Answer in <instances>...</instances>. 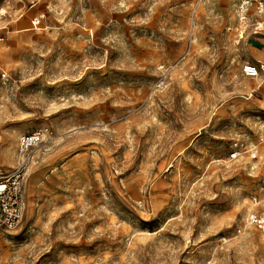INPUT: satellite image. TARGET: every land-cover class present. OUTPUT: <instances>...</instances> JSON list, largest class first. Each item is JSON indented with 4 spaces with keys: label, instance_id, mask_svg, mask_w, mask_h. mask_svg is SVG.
I'll use <instances>...</instances> for the list:
<instances>
[{
    "label": "rangeland",
    "instance_id": "1",
    "mask_svg": "<svg viewBox=\"0 0 264 264\" xmlns=\"http://www.w3.org/2000/svg\"><path fill=\"white\" fill-rule=\"evenodd\" d=\"M237 2L0 0V188L23 203L0 264H264V91L242 72L264 31Z\"/></svg>",
    "mask_w": 264,
    "mask_h": 264
},
{
    "label": "built area",
    "instance_id": "2",
    "mask_svg": "<svg viewBox=\"0 0 264 264\" xmlns=\"http://www.w3.org/2000/svg\"><path fill=\"white\" fill-rule=\"evenodd\" d=\"M235 11L238 22L242 25V33L251 28H255L259 32L264 31V0H238ZM2 40L3 38H0V41ZM242 72L245 77L251 79L264 76V64L247 63L243 66ZM43 137V132L25 136L21 139V146L29 150L40 143ZM244 153L248 154L252 159L257 158V153L252 149H247L243 152L235 151L231 158L237 160ZM254 202L257 203L256 198H254ZM0 211L2 212L3 222L8 228L14 229L19 225L23 214V203L16 189L13 192L9 185H5L4 190L0 192ZM263 223L264 219L258 215L253 216L251 220V225L262 226Z\"/></svg>",
    "mask_w": 264,
    "mask_h": 264
},
{
    "label": "crops",
    "instance_id": "3",
    "mask_svg": "<svg viewBox=\"0 0 264 264\" xmlns=\"http://www.w3.org/2000/svg\"><path fill=\"white\" fill-rule=\"evenodd\" d=\"M2 41H0V42H2ZM251 42H252V45L250 46L251 47V52H250L251 53V58H250V60L252 62L251 64H255V65L264 64V41H262L259 38H252ZM248 63H250V62H248ZM254 80H256V81L259 80V82L261 83L260 86H259L260 90H257L255 92H260V93L263 92L264 91L263 90L264 89V76H260L258 78H254ZM251 97H253V96H251Z\"/></svg>",
    "mask_w": 264,
    "mask_h": 264
},
{
    "label": "bare ground",
    "instance_id": "4",
    "mask_svg": "<svg viewBox=\"0 0 264 264\" xmlns=\"http://www.w3.org/2000/svg\"><path fill=\"white\" fill-rule=\"evenodd\" d=\"M1 191H3V189H2V188H0V192H1Z\"/></svg>",
    "mask_w": 264,
    "mask_h": 264
}]
</instances>
